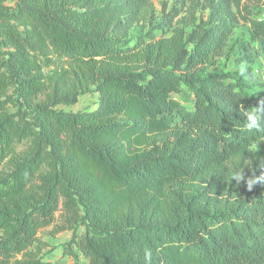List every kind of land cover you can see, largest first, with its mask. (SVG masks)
Returning <instances> with one entry per match:
<instances>
[{
	"label": "trees",
	"instance_id": "1",
	"mask_svg": "<svg viewBox=\"0 0 264 264\" xmlns=\"http://www.w3.org/2000/svg\"><path fill=\"white\" fill-rule=\"evenodd\" d=\"M4 1L0 264H54L30 247L59 205L85 224L76 245L88 264H264V183L246 182L264 167L245 175L264 129L243 127L264 82L254 93L241 76L209 70L242 0H210L215 23L192 32L190 49L163 31L125 38L119 11L145 15L151 0ZM258 1L250 12L264 11ZM249 21L264 44V18ZM89 86L96 108L54 109ZM183 87L190 106L174 97ZM226 181L223 204L190 205L192 192Z\"/></svg>",
	"mask_w": 264,
	"mask_h": 264
},
{
	"label": "rangeland",
	"instance_id": "2",
	"mask_svg": "<svg viewBox=\"0 0 264 264\" xmlns=\"http://www.w3.org/2000/svg\"><path fill=\"white\" fill-rule=\"evenodd\" d=\"M16 1L6 0L3 4L13 8ZM151 2V9L142 16L123 9L119 11V20L125 26V38H135L148 30L158 35L163 31L164 36L180 35L190 49L192 43L188 40L192 32L206 29L215 23L210 0H151ZM259 3L258 0H242L239 6L231 7L234 17L231 20L230 33L221 53L216 57L215 65L209 67V70L231 71L241 76L254 93H258V85L264 82V44L252 40V26L249 21L250 17L264 18V11L250 12L252 9L255 10V5ZM4 51L5 49L0 48V60L4 57ZM49 70V68L44 69L45 72ZM12 92L9 88L6 94L11 95ZM174 97L189 106L193 100L192 94L184 87L180 93L174 94ZM43 98V94L38 96V99ZM97 102L98 93L93 86H89L88 89L78 92L75 102L57 103L54 109L71 112L91 110L96 108ZM7 109L9 112L15 111L10 103L7 104ZM25 148L24 142L17 145L18 151ZM245 167L247 172L245 175L259 173L264 167V148L260 141L252 143L249 147ZM8 171L9 164L3 163L0 172ZM228 186L229 182L226 181L212 192L206 188H202L200 193L196 190L191 193L189 203L191 206L207 205L208 207L217 203L223 204L228 198ZM85 228L84 223L76 221V218L59 205L53 221L39 228L37 239L30 249L38 257L54 264H88L87 258L76 245L77 240L84 235Z\"/></svg>",
	"mask_w": 264,
	"mask_h": 264
},
{
	"label": "clouds",
	"instance_id": "3",
	"mask_svg": "<svg viewBox=\"0 0 264 264\" xmlns=\"http://www.w3.org/2000/svg\"><path fill=\"white\" fill-rule=\"evenodd\" d=\"M254 111H245L246 116L244 130L248 132H255L264 129V100L260 101V106L255 107ZM239 183L245 179L243 170L237 171L236 175L233 177ZM247 188L251 190L253 185L257 182L264 183V172L260 175L253 174L247 178ZM146 259H150V253L146 252Z\"/></svg>",
	"mask_w": 264,
	"mask_h": 264
}]
</instances>
